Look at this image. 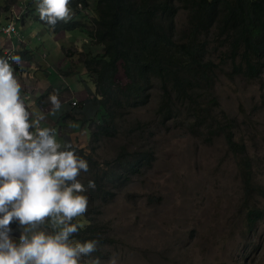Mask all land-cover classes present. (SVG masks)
<instances>
[{
    "label": "trees",
    "instance_id": "trees-1",
    "mask_svg": "<svg viewBox=\"0 0 264 264\" xmlns=\"http://www.w3.org/2000/svg\"><path fill=\"white\" fill-rule=\"evenodd\" d=\"M49 1L41 0L38 9ZM64 1L74 11V17L81 16L80 10L89 6L87 0ZM91 2L94 14L87 29L72 16L48 19L55 28H83L87 44L99 46L97 51H81L85 55L81 60L94 88L88 89L81 103L71 105L62 114L70 120L79 115L88 125L93 120V126L85 128L88 148L76 146L64 137L60 146L41 149L42 162L51 165L61 177V181L46 187L47 193L60 198L66 191H72L76 210L84 218L80 224L55 198L49 201L55 208H61L60 225L50 226L58 238L57 249L62 250L64 241L71 240L82 246V257L105 258L100 247L113 240L101 219L103 207L132 176L150 164L153 146L148 142L154 138L148 134L155 135L158 126L164 129L169 124L180 126L184 132L199 135L206 142L221 137L226 149L239 158L245 198L252 199L254 192L264 196V187L252 174L246 141L241 134L235 136V120L220 107L214 93V81L221 71L229 79L261 77L264 0ZM179 9L184 12L183 21L176 26L174 20ZM118 65L125 78L122 82L115 79ZM152 96L155 107L150 117L138 119L127 115L130 107L142 106ZM252 115L253 108L246 114L247 119H253ZM48 132L52 134L48 128L44 135ZM120 134L122 143L116 145L111 157L98 160L95 153L92 155L100 139ZM4 195L5 190L0 189V200ZM263 213L261 206L248 204L247 227H252ZM6 257L8 264H21L13 254L7 253ZM55 261L67 264L63 258Z\"/></svg>",
    "mask_w": 264,
    "mask_h": 264
},
{
    "label": "rangeland",
    "instance_id": "rangeland-1",
    "mask_svg": "<svg viewBox=\"0 0 264 264\" xmlns=\"http://www.w3.org/2000/svg\"><path fill=\"white\" fill-rule=\"evenodd\" d=\"M58 1L61 0H52V5ZM88 1L91 13L84 7L80 10L81 16L72 17L82 22L84 29L90 27L89 18L94 14L92 2ZM59 15L66 18L70 13L63 6ZM183 15L179 9L174 20L176 26L183 21ZM83 28L80 33H75L79 39H73L72 45L61 39L65 47L69 45V52L80 45L86 49L84 44L88 37ZM84 56L77 52L76 59ZM121 70L118 65L115 79L119 82L125 80ZM89 79L91 91L94 87L92 77ZM214 93L220 107L235 120V136L241 134L246 141L254 180L264 187V71L261 77L249 80L237 76L229 79L221 71L214 81ZM154 107L155 97L152 96L144 105L130 107L127 115L148 118ZM251 108L253 119L250 120L246 114ZM81 119L76 115L73 121L78 122L54 129L76 146L88 148L85 128H91L94 122L90 120L89 126ZM51 127L50 131L53 130ZM157 128L155 135L148 134L154 138L148 142L153 146L150 164L132 176L103 207L101 219L113 240L100 247L105 258L90 260L80 253L77 255L79 261H76L71 240H65L64 261L67 264H264V213L252 227L248 228L245 220L248 204L253 203L264 210V196L254 192L252 199L245 198L238 156L226 149L221 137L206 142L199 135L184 132L180 126L169 124V128ZM0 129H3L0 135V189L7 191L12 200L25 198L24 202L48 207L53 213L57 211L49 201L53 202L55 198V202L67 207L80 224L84 223L76 210L72 191H66L60 198L49 196L46 187L61 180L53 181L58 174L49 177V173L54 172L51 165L43 163V157L37 159L42 154L41 149L60 146L63 139L53 141L49 132L46 135L37 133L38 128H33V132L15 130L13 134ZM121 139L122 134L100 139L93 147L92 155L95 153L98 160L111 157L116 145L122 143ZM36 143L43 147H36ZM25 193L30 195L27 197ZM15 194L20 196L19 199ZM33 233L36 240L40 237L44 240L41 231L34 229Z\"/></svg>",
    "mask_w": 264,
    "mask_h": 264
},
{
    "label": "crops",
    "instance_id": "crops-1",
    "mask_svg": "<svg viewBox=\"0 0 264 264\" xmlns=\"http://www.w3.org/2000/svg\"><path fill=\"white\" fill-rule=\"evenodd\" d=\"M64 2L61 0L52 5L51 0L38 9L41 0H0V24L6 21L8 11L13 9L17 13L14 26L19 36V42L14 40L12 58L0 75V128L6 129L8 134L22 129L33 132V128H38L37 133L44 134L47 131L44 130L52 126L49 138L58 141L64 137L59 132L56 133L54 128L71 126L72 122L79 121L62 115L71 107V99H75L77 103L88 95L91 82L81 57L77 60L76 54L84 50L97 51L99 46L85 43L86 49L81 45L75 46L65 56V50L70 43L73 44V39H79L75 33H80L81 29L63 30L48 22L50 18H64L59 15L63 6L70 13L66 18L74 16V11ZM21 5L27 6L25 11L21 10ZM89 9L88 6L87 10ZM83 34L84 31L81 36ZM61 39L68 40L69 45L65 47ZM9 42V38L0 31V59ZM1 134L3 129H0ZM42 157L40 153L37 159ZM52 174L56 173L50 172L49 177ZM56 179L61 180V177L58 175L53 181ZM25 195L29 196L30 193ZM15 197L19 199L20 196L15 194ZM24 199L12 200L5 191L0 200V264H8L7 253L17 256L21 264H60L55 259L66 255V247L60 251L57 249L58 238L51 232L50 226L60 225L61 208H55L57 212L53 213L48 207L31 204L30 201L24 202ZM34 229L44 233V240L41 237L36 240ZM47 235L52 238L50 241L46 240ZM70 243L73 258L79 261L77 255L83 251L82 246L77 242Z\"/></svg>",
    "mask_w": 264,
    "mask_h": 264
},
{
    "label": "built area",
    "instance_id": "built-area-1",
    "mask_svg": "<svg viewBox=\"0 0 264 264\" xmlns=\"http://www.w3.org/2000/svg\"><path fill=\"white\" fill-rule=\"evenodd\" d=\"M21 10L25 11L26 8H23L24 6L21 5ZM17 13H15L13 10L11 12L8 13V18L6 19V21L3 24H0V31L3 32L10 40L9 45L6 46L3 49V55L0 59V75L3 72V70L6 68L8 62L10 61V59L12 58L13 55V49H14V40L16 42H19V36L16 33V28L14 26V19L16 18ZM14 38V39H13ZM76 100L75 99H71L70 100V104H75ZM52 238L47 235L46 236V240L50 241ZM19 240H22V237H19Z\"/></svg>",
    "mask_w": 264,
    "mask_h": 264
},
{
    "label": "clouds",
    "instance_id": "clouds-1",
    "mask_svg": "<svg viewBox=\"0 0 264 264\" xmlns=\"http://www.w3.org/2000/svg\"><path fill=\"white\" fill-rule=\"evenodd\" d=\"M23 6H24L23 8H26V7H27L26 5H23ZM12 10H13V9H10V10L8 11V13L11 12Z\"/></svg>",
    "mask_w": 264,
    "mask_h": 264
}]
</instances>
